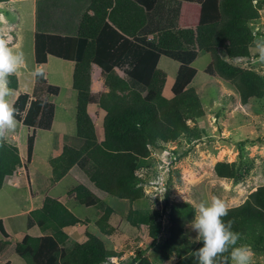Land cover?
Instances as JSON below:
<instances>
[{
    "label": "trees",
    "instance_id": "1",
    "mask_svg": "<svg viewBox=\"0 0 264 264\" xmlns=\"http://www.w3.org/2000/svg\"><path fill=\"white\" fill-rule=\"evenodd\" d=\"M204 1L90 0L73 34L38 30L34 33L36 66L45 65L48 57L74 65V121L81 146L77 149L63 146L60 155L49 161L51 184L65 176L75 180L76 186L66 197L98 212L94 227L101 236L111 237L115 232L109 224L114 210L106 205V198L132 206L144 197L142 181L136 172L152 153H160L167 144L181 140L191 144L201 139L202 131L196 122L204 117V109L195 90L188 88L193 77L191 65L199 54L210 57L204 74L220 79L235 91L241 105L264 96V71L241 68V63L252 58L251 26L258 19L253 0H219L218 21L180 28L184 4L201 5ZM4 2L7 0H0ZM148 53L152 57L136 80L131 76L132 71ZM162 57L178 64L171 99L162 95L166 83V74L158 69ZM91 65L105 74V91L98 100V109L104 113L101 140L87 111ZM8 79L9 89L16 91V77L10 75ZM58 94L59 88L47 84L42 72L41 76L34 75L31 94H20L13 104L16 122L29 132L26 155L21 162L16 146L0 131V190L4 179L18 167L27 170L35 131H49L52 127L55 108L48 98ZM188 122L193 125L189 126ZM239 166V163L217 162L213 171L218 179L234 181ZM164 206L168 209V236L157 246V255L167 260L175 254L178 260L174 264H196L194 250L201 245L184 238V228L194 210L187 203L169 202L167 196ZM227 210L228 215L223 219L231 222L232 230L239 233L238 243L251 246L255 252L264 250V186L258 187L241 205ZM125 221L131 227L146 226L152 243L161 231L160 223L148 211L130 208ZM82 223L60 201L45 197L39 209L25 216L26 234L12 251L24 264H109L118 253L107 249L97 236L86 230V241L78 244L63 231ZM33 229L41 236L31 248L29 232ZM0 236L1 256L8 247L3 241L9 238L1 220ZM228 255L225 253L220 258V264H230ZM129 264L152 263L138 252Z\"/></svg>",
    "mask_w": 264,
    "mask_h": 264
},
{
    "label": "rangeland",
    "instance_id": "2",
    "mask_svg": "<svg viewBox=\"0 0 264 264\" xmlns=\"http://www.w3.org/2000/svg\"><path fill=\"white\" fill-rule=\"evenodd\" d=\"M218 1L205 0L201 5L184 4L180 28H195L198 25L218 21ZM253 5L257 10L258 19L251 26L254 33V41L250 45L252 58L248 63H241V68L263 72L264 58H261V51L258 46L264 45V0H253ZM21 30H23L21 36L26 50V45L31 42L32 36L28 29ZM221 55L224 58L223 53ZM151 57V53H148L132 71L131 76L134 79H140L142 68L147 65ZM24 60L27 63V70L20 76L19 93L26 95L33 88L32 74L30 72L27 74V71H30L29 69L35 64L30 56L26 58L24 55ZM209 62L210 57L208 55L199 54L191 65L193 69L191 76L193 77L188 86L198 94L205 113L204 117L196 122L197 127L202 131L201 139L191 144H186L181 140L175 144H167L160 153H152L136 172L142 181L144 197L132 206L124 201L111 197L106 198L104 202L114 210L109 221V224L115 229L111 237L101 236L94 227L98 213L96 210L80 206L75 200L68 201L63 196L67 209L83 221L79 225V231L84 236L87 230L97 236L107 249L113 250L115 246L118 256L113 258V264H129L130 259L134 258L138 252L142 253L143 258L152 264H174L178 260L175 254L169 256L167 260H163L156 251L157 246L168 236V209L164 206L165 196L168 197L169 202L187 203L193 210L194 204L216 196L223 201L226 209H231L241 205L258 187L264 186V96L259 100H250L246 105H241L235 91L220 79L211 78L204 74L203 71ZM70 64L72 63L50 57L47 65L41 71L47 76L45 78L47 84L58 87L60 91L57 97L48 98V101L53 103L56 109L55 124L51 131L53 139L51 136L39 135L40 139L37 142L34 162L27 166L26 171H29L35 180L33 191L37 186L47 185L46 179L49 178L47 159L58 153L57 147L44 152L43 141L50 139L49 143L54 142V146H57L56 142L60 143L59 134L64 132L72 146L81 143L76 138L74 121L76 94L72 89L73 69L71 70ZM158 69L166 74V83L162 95L165 99H171V87L174 83L178 64L162 57L159 60ZM16 94L18 91L17 93L10 91V95L7 97L10 105H12ZM93 100L94 96L92 97L91 117L96 136L101 140L104 113L102 112L101 116L96 114V109L100 110L98 109V102L94 103ZM188 125L192 126L193 124L188 122ZM14 130H23L18 121ZM25 143L21 139V144H19L22 145V150H20L21 162L25 160ZM162 152L166 155L162 156ZM217 162L239 163L238 178L234 181L218 179L213 171ZM66 184V182L61 183L60 187L53 189L51 197L55 193L62 192ZM8 201L9 199H3L0 208L5 206L8 207L9 212H14L17 204L4 205ZM17 202L18 206L22 209L25 208L26 200L21 193ZM130 208L148 211L155 216L156 222L161 225V231L155 243H152L148 237L146 226L131 227L126 223L125 217ZM17 211L19 213V209ZM192 218L184 228V238L193 244L196 243L194 240L196 233L190 226ZM5 224L11 238L2 258L10 261V264H24L12 251V245L16 242L19 243L22 233L25 232L24 218L5 220ZM37 232L39 231L34 229L31 234ZM61 254L63 255V251ZM253 254L251 264H264V250L253 251ZM0 264L4 263L0 262ZM109 264H111L110 261Z\"/></svg>",
    "mask_w": 264,
    "mask_h": 264
},
{
    "label": "crops",
    "instance_id": "3",
    "mask_svg": "<svg viewBox=\"0 0 264 264\" xmlns=\"http://www.w3.org/2000/svg\"><path fill=\"white\" fill-rule=\"evenodd\" d=\"M89 2L90 0H19V1L7 0V2L0 3V40L5 41L13 51H21L26 56V58H29L30 56L32 57L33 60V37L36 30L49 34H59V35L73 34L82 14L87 10ZM24 28L28 29L31 32V36H32L31 42L27 43L26 45V50L24 48L23 38L21 36V33L23 32V30L21 29ZM49 58L50 57L47 58V62L45 65L43 66L34 65L31 69H29L30 71H27V74L29 72L32 74L33 85H34V71L37 69L42 71L43 68L47 65ZM70 65L72 70L73 64ZM26 70H27V63L24 60V63L22 64L21 68L16 73H14L18 84L17 90L15 92L17 93L18 91V94L14 96L11 106H13V104L20 95L19 93L20 76L23 75V73L26 72ZM116 73L119 76H121V73L119 71L116 70ZM90 76H91V85H90V95H89V103L87 106V111L90 118L92 119L91 117V109L93 108L92 97L94 96L93 101L94 103H96L98 102L100 95L105 91L104 90L105 74L96 66L91 65ZM46 77L47 76H45V78ZM55 113H56V109L54 110V120L52 123V127L49 131H35L33 155L30 164L34 162V156L37 149V142L40 139L39 135H45V137L51 136V131L53 130V126L55 124ZM96 114H98V116H101L102 112L96 109ZM19 125L23 130L16 131L14 129L12 130L3 129L0 131L3 137L7 141H9L10 143L14 144L17 147L19 156L22 159L20 152V150H22L21 147L22 145L19 144H21V139L22 141L24 140L26 142V138L29 132L25 127L22 126L21 123H19ZM39 132L40 134H38ZM51 139H53L52 136ZM49 140L43 141V145H44L43 151L46 152L49 151L51 148L57 147L58 153L57 155H54V157L60 155L63 146L66 145L72 146L71 141L64 134V132L59 134L60 143L56 142V144H58L57 146H54V142L50 144ZM80 146L81 143L80 144L76 143L75 145L72 146V148L77 149ZM24 149L26 151L25 147ZM52 158L50 157L47 159L48 166H49V161ZM47 173L49 175V178L46 179L47 185L43 187L37 186L36 189H34V191H33L35 185L34 176L30 174L29 171L28 172L25 171L23 167H18L16 171L13 173V175L6 177L4 179L3 186L0 190V204H2L1 201L3 199L6 200L9 199L8 202L4 203V205L6 206H12L15 203L17 204V207L14 212L13 211L9 212L8 207L5 206L3 208H0V220L3 222V227L9 236L8 239L3 241L7 246H9L11 235L9 234V231L7 229L5 220H14L17 219L18 217H23L24 218L23 226L25 229V216L29 212L39 209L42 205L44 198L51 197V192L53 191V189L60 187L61 183L64 182H66L67 184L66 187L62 190V192L55 193L54 196L51 198L57 199L63 205H65L66 208L68 207L65 204L63 196H65V198L68 201L73 200V199H68L66 197V193L70 189L76 186L75 180L69 176H65L61 181H59L55 185H52L50 179L51 178L50 167ZM20 193L22 194V197H24L26 200L25 202L26 206L24 209L18 206L17 200ZM17 209H19V213ZM97 218L98 216H96V219ZM24 231L25 232L22 233L18 242H20L23 236L26 234V230ZM63 231L69 236L71 240L75 241L78 244H82L86 241L84 234L79 231V225L73 227H66L63 229ZM29 236H30V240L28 242V245L32 248L34 247L36 238L40 237L41 233L37 232L36 234H31L30 231ZM0 240H2L1 236H0ZM16 243H14L12 246H14ZM115 249L116 248L114 246L113 250ZM2 255L0 256V262L4 264H10V261L3 260Z\"/></svg>",
    "mask_w": 264,
    "mask_h": 264
},
{
    "label": "clouds",
    "instance_id": "4",
    "mask_svg": "<svg viewBox=\"0 0 264 264\" xmlns=\"http://www.w3.org/2000/svg\"><path fill=\"white\" fill-rule=\"evenodd\" d=\"M264 58V45L258 46ZM24 63V54L13 51L5 41L0 40V130H12L16 126V110L8 103L10 95L9 76L16 73ZM41 76L40 70L34 71ZM195 215L190 226L196 233L195 242L200 247L194 250L196 264H220V258L228 253L230 264H251L253 251L247 244H239V233L232 230L231 222H225L228 210L223 201L212 196L207 201L194 204Z\"/></svg>",
    "mask_w": 264,
    "mask_h": 264
},
{
    "label": "built area",
    "instance_id": "5",
    "mask_svg": "<svg viewBox=\"0 0 264 264\" xmlns=\"http://www.w3.org/2000/svg\"><path fill=\"white\" fill-rule=\"evenodd\" d=\"M161 155H162V156H165V155H166V153H163V152H162V154H161ZM113 260H114L113 258L109 260L111 264H113V263H112V261H113Z\"/></svg>",
    "mask_w": 264,
    "mask_h": 264
}]
</instances>
